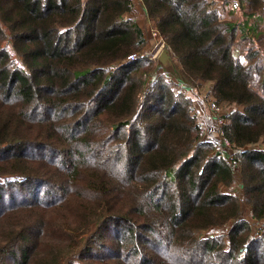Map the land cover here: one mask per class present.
Segmentation results:
<instances>
[{
  "label": "trees",
  "instance_id": "obj_1",
  "mask_svg": "<svg viewBox=\"0 0 264 264\" xmlns=\"http://www.w3.org/2000/svg\"><path fill=\"white\" fill-rule=\"evenodd\" d=\"M141 1L220 143L131 0H0V264H264V0Z\"/></svg>",
  "mask_w": 264,
  "mask_h": 264
},
{
  "label": "rangeland",
  "instance_id": "obj_2",
  "mask_svg": "<svg viewBox=\"0 0 264 264\" xmlns=\"http://www.w3.org/2000/svg\"><path fill=\"white\" fill-rule=\"evenodd\" d=\"M140 2H141L140 3L141 6L144 9V6H143V3L141 0H140ZM131 8H132V2H131ZM130 11H131V9H130ZM145 15H146V13H145ZM239 17H240V15H239ZM147 19H148V17H147ZM148 21H149V24L151 25V27L148 28L147 26H145V28H148V29H146L144 32L145 36H146V45L142 51L150 53V54H148V56H150L151 53H155L157 51L158 45H160V41L158 40V37H157V39H154L153 36L151 35V32L155 31V28L153 26L152 21L150 19H148ZM172 56H173V54H172ZM173 60H175V59H173ZM175 62H176V60H175ZM177 67H178V63H177ZM176 88L179 89V91H180V88H178V87H176ZM182 92L187 98H189L187 95H191L192 97L189 98L190 100L192 98V100H198L199 101V103H195L193 112H191V113H192V115L195 116V118H196V120H197V122H198V124L202 130L203 139L208 141V142L209 141L211 142L212 140L217 139V141H213V143L215 142V144H217L218 140H220V138H218L219 129L223 123V120L221 117L224 116L229 111L230 108L226 112H224V111L221 112V110L218 112L213 111L211 108V105L207 101V96H205L206 93H205L204 89L200 91L197 87H195L192 89V92H189L188 94H186L183 90H182ZM238 109L240 110V108H238ZM231 110H233V108ZM211 135H214L216 138H213V136H211ZM223 151H226V150H223ZM228 153L230 154V152H228ZM234 176H235V178H234V184H233V188H234L233 192H240L241 193V191H240V179H239L238 173L236 172ZM6 179L11 180L13 178L12 177L0 178V182L4 181ZM222 190H225V189L223 188ZM241 217L243 219H245L246 221H248L249 223H252L253 234H256V232L258 231L256 228V224L254 223V221L252 222V219L250 218L249 207L246 206L245 204L242 205V208H241ZM228 230H229V225H226V226H222V227H216V228L209 229V230L203 232L201 235H203L204 237L209 236V235H213V236H223L224 235V236H226V234L228 233Z\"/></svg>",
  "mask_w": 264,
  "mask_h": 264
},
{
  "label": "water",
  "instance_id": "obj_3",
  "mask_svg": "<svg viewBox=\"0 0 264 264\" xmlns=\"http://www.w3.org/2000/svg\"><path fill=\"white\" fill-rule=\"evenodd\" d=\"M173 56L166 45L160 48L158 53L155 55L153 62L155 67L157 68L156 74L162 75L168 81L172 82L173 85L183 90L186 94L192 92V89L195 88L192 85H186L182 82L180 75L178 74L177 63L172 59ZM163 67V68H162ZM189 98L191 95H187Z\"/></svg>",
  "mask_w": 264,
  "mask_h": 264
},
{
  "label": "crops",
  "instance_id": "obj_4",
  "mask_svg": "<svg viewBox=\"0 0 264 264\" xmlns=\"http://www.w3.org/2000/svg\"><path fill=\"white\" fill-rule=\"evenodd\" d=\"M131 2H132L131 11H129L128 13L125 14V18L135 21L137 23V25L141 28L142 32L144 33L146 29L151 27V25L149 24V21L145 15V11L140 4L141 3L140 0H131ZM145 26H147L148 28H145ZM144 35H145V33H144ZM145 38H146V36H145ZM180 91L182 92V90H180ZM191 101H192V107L194 109L195 103H199V101L198 100H192V98H191ZM211 136H213V138H216L214 135H211ZM213 141H217V139H214L211 142H213ZM223 192L224 193H230L229 190H227V189L223 190Z\"/></svg>",
  "mask_w": 264,
  "mask_h": 264
},
{
  "label": "built area",
  "instance_id": "obj_5",
  "mask_svg": "<svg viewBox=\"0 0 264 264\" xmlns=\"http://www.w3.org/2000/svg\"><path fill=\"white\" fill-rule=\"evenodd\" d=\"M151 35L153 36L154 39H157V37H158V40L160 41V45H158L157 51H156L155 53H151L150 56H148V54H150V53H147V52H145V51H142V52H139V53H136V54L129 55V56L127 57V59H126L127 62H134V61H137V60H139V59H144V58H148V59H150V60L153 61L155 55L158 53V51L160 50V48L163 47L165 44L160 40V38H159V36H158L156 30L153 31V32H151ZM155 45H156V44H155ZM167 47H168V46H167ZM168 49H169V47H168ZM169 50H170V49H169ZM170 52H171V50H170ZM171 54H173V53L171 52ZM211 108H212V110L215 111V112H218V111H219L218 109L214 108V106H213V107L211 106ZM220 122H221V121H220ZM222 124H223V123H222ZM219 130H220V129H219ZM201 132H202V130H201ZM218 138H221L220 133H219V135H218ZM218 143H220V140H218ZM218 143H217V144H218ZM228 149H229V145H228V143H225L224 150H228ZM260 226H261V227H260ZM256 228L262 229V231H263V230H264V223H260Z\"/></svg>",
  "mask_w": 264,
  "mask_h": 264
}]
</instances>
